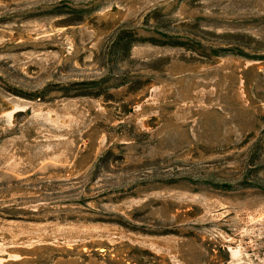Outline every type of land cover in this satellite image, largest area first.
I'll use <instances>...</instances> for the list:
<instances>
[{"label":"rangeland","instance_id":"obj_1","mask_svg":"<svg viewBox=\"0 0 264 264\" xmlns=\"http://www.w3.org/2000/svg\"><path fill=\"white\" fill-rule=\"evenodd\" d=\"M0 264H264V0H0Z\"/></svg>","mask_w":264,"mask_h":264}]
</instances>
